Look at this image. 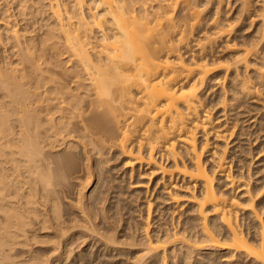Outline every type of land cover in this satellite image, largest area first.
Returning a JSON list of instances; mask_svg holds the SVG:
<instances>
[{
    "label": "bare ground",
    "instance_id": "1",
    "mask_svg": "<svg viewBox=\"0 0 264 264\" xmlns=\"http://www.w3.org/2000/svg\"><path fill=\"white\" fill-rule=\"evenodd\" d=\"M249 99L264 0H0V264H264Z\"/></svg>",
    "mask_w": 264,
    "mask_h": 264
},
{
    "label": "rangeland",
    "instance_id": "2",
    "mask_svg": "<svg viewBox=\"0 0 264 264\" xmlns=\"http://www.w3.org/2000/svg\"><path fill=\"white\" fill-rule=\"evenodd\" d=\"M37 20L39 22L36 25L37 27H40L41 25L43 26L47 22L46 19L43 21L42 18H38ZM250 102L251 99H249L247 102L245 101L246 105L241 108L242 112L239 115V124L244 128L241 132L242 134L240 135V140H236V142H234L233 144L238 143L240 145L237 149L238 152L236 153V162L238 165L244 166L247 169V165L250 163V158H253L254 155L250 173L254 174L253 178L255 179L258 175L261 174L260 171L264 169V167H262L264 166V161H255V158L257 157L260 149L264 148V119L262 117L263 110L260 106V103L253 104ZM217 111L218 110H215V117H218L222 114V112L217 113ZM252 116L253 118L251 119ZM253 119L255 120L254 124L251 123ZM257 138L258 140L255 142ZM254 143L257 145H253ZM259 144L262 145L258 148ZM141 197V199H137V201L134 203L135 207L138 209L145 208V206H143V203L144 201L149 199H146L145 195H141ZM140 204L142 205L140 206Z\"/></svg>",
    "mask_w": 264,
    "mask_h": 264
}]
</instances>
